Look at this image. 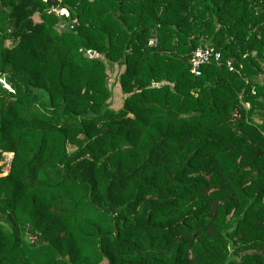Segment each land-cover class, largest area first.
Here are the masks:
<instances>
[{
	"label": "trees",
	"instance_id": "16d2710c",
	"mask_svg": "<svg viewBox=\"0 0 264 264\" xmlns=\"http://www.w3.org/2000/svg\"><path fill=\"white\" fill-rule=\"evenodd\" d=\"M259 77L264 0H0V264H264Z\"/></svg>",
	"mask_w": 264,
	"mask_h": 264
},
{
	"label": "built area",
	"instance_id": "2783aa9c",
	"mask_svg": "<svg viewBox=\"0 0 264 264\" xmlns=\"http://www.w3.org/2000/svg\"><path fill=\"white\" fill-rule=\"evenodd\" d=\"M156 43V40H152L150 42V45L155 46ZM220 61L221 53L216 50L213 46L200 47L196 49L191 55L190 63L192 68V74L199 77L202 75L204 66L209 65L212 62L220 63ZM229 66L231 67V63H229ZM7 88L11 90L9 87Z\"/></svg>",
	"mask_w": 264,
	"mask_h": 264
},
{
	"label": "rangeland",
	"instance_id": "374dc122",
	"mask_svg": "<svg viewBox=\"0 0 264 264\" xmlns=\"http://www.w3.org/2000/svg\"><path fill=\"white\" fill-rule=\"evenodd\" d=\"M56 13H58L59 15H68V12L66 11V10H59V11H56ZM34 20L36 21V22H38L39 20H40V18H39V16L37 15L35 18H34ZM115 74V73H114ZM113 77V76H112ZM257 81H259V82H261V83H264V80L261 78V77H259V78H257L256 79ZM112 82L114 81V79L112 78V80H111ZM112 85H113V83H112ZM114 91L116 92V94L117 95H119V92H120V90L118 89V86H116V88H114ZM115 99H116V97H115ZM119 102H120V100H117L116 101V103L119 105ZM248 107V106H247ZM69 149H70V151H74V148L73 147H69ZM12 158H13V155L12 154H5V160H4V164L5 165H7V164H9L10 162H11V160H12Z\"/></svg>",
	"mask_w": 264,
	"mask_h": 264
},
{
	"label": "water",
	"instance_id": "95a60500",
	"mask_svg": "<svg viewBox=\"0 0 264 264\" xmlns=\"http://www.w3.org/2000/svg\"><path fill=\"white\" fill-rule=\"evenodd\" d=\"M90 54H91V56H95V53H93V52H91Z\"/></svg>",
	"mask_w": 264,
	"mask_h": 264
},
{
	"label": "crops",
	"instance_id": "0c3cea01",
	"mask_svg": "<svg viewBox=\"0 0 264 264\" xmlns=\"http://www.w3.org/2000/svg\"><path fill=\"white\" fill-rule=\"evenodd\" d=\"M118 97V96H117Z\"/></svg>",
	"mask_w": 264,
	"mask_h": 264
}]
</instances>
